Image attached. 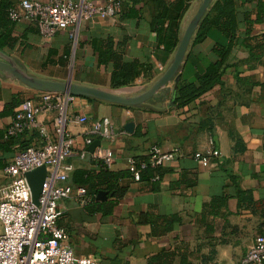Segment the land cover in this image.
<instances>
[{"label": "crops", "instance_id": "0c3cea01", "mask_svg": "<svg viewBox=\"0 0 264 264\" xmlns=\"http://www.w3.org/2000/svg\"><path fill=\"white\" fill-rule=\"evenodd\" d=\"M216 1L193 36L180 79L196 83L199 74L219 61L217 48L230 53L221 80L189 106L173 105L170 96L176 82L141 106L73 99L70 115L90 118L87 124L67 123L76 150L83 147L93 120L110 117L126 132L101 141V147L110 148L115 156L108 169L124 175L119 183L125 194L100 190L108 193L105 199L98 200V192L94 199L88 195L86 203L76 194L63 202L59 223L77 255L93 256L97 264H239L264 234V0H235L238 23L233 37L209 26L196 40ZM20 2L0 0V10L4 3L18 8ZM200 2L190 0L180 37ZM137 8L142 9L140 17L120 15L85 23L76 43L66 30L45 39L36 23L23 18L16 24L15 46L1 51L40 78L71 79L138 95L161 77L174 53L158 46L149 9L143 4ZM113 55L119 64L140 66L141 75L133 85L113 86ZM39 95L0 75V187L7 182L4 168L17 145L40 146L46 141L37 130L16 140L5 135L19 103ZM46 124L48 139L55 140L53 116ZM153 146L176 149L181 155L161 167L159 180L128 176L129 159L147 156ZM214 149L220 156L212 157L208 167L199 164L194 154ZM69 161L75 170L99 171L91 153Z\"/></svg>", "mask_w": 264, "mask_h": 264}, {"label": "built area", "instance_id": "2783aa9c", "mask_svg": "<svg viewBox=\"0 0 264 264\" xmlns=\"http://www.w3.org/2000/svg\"><path fill=\"white\" fill-rule=\"evenodd\" d=\"M126 0H21L18 8H12L10 18L19 22L27 18L36 23L45 39L66 30L76 43L82 26L95 20H116L120 17ZM75 96L60 92H40L38 99H27L15 109L6 129L7 138L17 139L26 132L37 130L46 141L40 146L22 148L16 152L4 168L7 182L0 187V264H97L93 256L77 255L70 244V236L59 221L64 214L63 202L77 195L83 203L88 201L86 187L67 184L75 171L70 158H87V150L95 139H115L126 134L117 128L110 117L92 121L83 147L75 149V141L67 128L72 120L87 124L86 115L71 116L69 107ZM53 116L55 140L48 139L47 120ZM92 157L102 160L108 167L115 162L110 148L98 147ZM172 149L165 151L153 146L148 160L129 159V169L134 179L140 180L141 172L148 165L161 167L180 156ZM195 158L208 167L212 157L220 156L216 149L198 151ZM45 167L47 176L35 203L27 174ZM239 264H264V234L257 237Z\"/></svg>", "mask_w": 264, "mask_h": 264}, {"label": "trees", "instance_id": "16d2710c", "mask_svg": "<svg viewBox=\"0 0 264 264\" xmlns=\"http://www.w3.org/2000/svg\"><path fill=\"white\" fill-rule=\"evenodd\" d=\"M138 4H143L152 14L151 29L156 35L158 46L167 52L174 53L180 41L181 22L189 9L190 0H126L122 9L121 19L140 17L142 9L137 8ZM11 8L12 4L4 3L0 10V50L13 48L17 42V38L14 35L17 22L13 21L9 16ZM237 23L235 0H217L211 12L204 19L196 40L202 39L204 31L209 26H215L227 36L233 37ZM216 53L220 58L219 61L210 66L205 73L199 74L196 83H188L182 79L177 82L170 96L175 107L183 108L189 106L221 80L225 72V62L230 49L217 48ZM117 57L113 55V60L115 59L116 61L112 73L113 86L133 85L141 75L140 66L135 62H122L119 64V61L116 60ZM89 100L95 101L91 98ZM9 139L16 140L13 138ZM21 147L26 148L30 147V145ZM135 159L138 161L148 160V157H136ZM92 163L99 166V171L75 170L68 178L67 184L73 187H86L88 195H92L93 199L100 190L113 192L119 197L125 194L126 189L121 187L119 183L124 176L122 173L110 171L102 161L97 160ZM161 167L148 165L141 172L140 180H159L161 178ZM127 175L134 178L131 171Z\"/></svg>", "mask_w": 264, "mask_h": 264}, {"label": "water", "instance_id": "95a60500", "mask_svg": "<svg viewBox=\"0 0 264 264\" xmlns=\"http://www.w3.org/2000/svg\"><path fill=\"white\" fill-rule=\"evenodd\" d=\"M213 2L214 0H201L197 12L180 37L179 44L174 52L169 67L154 84H152L147 90L140 92L138 95L128 96L119 90L77 84L71 79L60 81L40 78L27 72L23 67L13 61V59L8 54L1 50L0 75L17 80L25 86L39 92H60L76 97H84L88 99L91 98L122 106H141L153 98H156L162 91L167 89L170 83L179 82L181 77L180 71L193 36ZM100 146L101 139H96L88 147V151L90 153H94L95 150ZM46 176L47 170L45 167H40L27 174V179L32 191V198L35 203H38V198L42 191ZM107 196V192L101 191L98 193L97 199H105Z\"/></svg>", "mask_w": 264, "mask_h": 264}]
</instances>
